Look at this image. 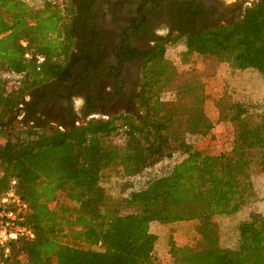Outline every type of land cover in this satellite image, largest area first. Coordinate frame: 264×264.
I'll return each instance as SVG.
<instances>
[{
    "label": "trees",
    "instance_id": "trees-1",
    "mask_svg": "<svg viewBox=\"0 0 264 264\" xmlns=\"http://www.w3.org/2000/svg\"><path fill=\"white\" fill-rule=\"evenodd\" d=\"M73 33L58 2L46 0L36 9L23 0H0V202L14 191L27 205L24 225L34 233L0 247V264H164L153 255L151 223L194 221L193 244L170 235L169 264H264V211H250L235 227V247L223 246L216 222L257 201L264 109L226 90L214 100L215 121L206 111L203 78L180 72L164 47L146 64L133 114L70 126L42 122L39 115L51 105L62 108L53 83L66 84ZM185 43L183 64L193 56L217 64L229 57L231 75L255 71L264 77V0L237 24ZM38 56L46 59L41 66ZM216 124H225V132L217 134ZM222 138L225 150L219 149ZM178 158L167 175L146 179L152 168ZM107 173L128 183L127 196L107 194ZM201 181L209 199L188 200L186 182Z\"/></svg>",
    "mask_w": 264,
    "mask_h": 264
},
{
    "label": "flooded vegetation",
    "instance_id": "flooded-vegetation-1",
    "mask_svg": "<svg viewBox=\"0 0 264 264\" xmlns=\"http://www.w3.org/2000/svg\"><path fill=\"white\" fill-rule=\"evenodd\" d=\"M258 0H68L73 42L52 125L111 119L139 109L143 71L165 45L237 24ZM74 98L82 99L75 111ZM41 122V123H42ZM79 124V125H80Z\"/></svg>",
    "mask_w": 264,
    "mask_h": 264
},
{
    "label": "rangeland",
    "instance_id": "rangeland-1",
    "mask_svg": "<svg viewBox=\"0 0 264 264\" xmlns=\"http://www.w3.org/2000/svg\"><path fill=\"white\" fill-rule=\"evenodd\" d=\"M33 8H40L46 0H25ZM61 4L64 3L67 11L66 17L71 14L69 11L68 0H58ZM187 51L185 39L174 40L165 45L166 57L180 72H191L199 75L203 78V83L206 85V91L209 96V100L206 104V111L208 115L215 119L218 118L216 108L214 106V100L217 99L224 91L230 92L235 100L249 101L255 110L264 109V77L255 71H247L243 73H237L231 75L229 63V57H224V61L220 64L212 63L208 60L193 56L190 59V63L183 64L181 55ZM216 73L215 76L210 74ZM165 99H171L170 95H165ZM75 111H79V107L82 104V99L74 98L73 100ZM80 124V121H77ZM226 130L225 124H216L215 132L222 134ZM5 142L4 138H0V144ZM226 139L222 138L219 145L220 150L227 149ZM181 159L178 158L175 162L168 160L163 161L156 167L152 168L145 175L146 179L152 180L158 177L167 175L174 164L179 162ZM30 178L34 175L30 174ZM141 183V184H139ZM254 183L257 191V201L247 207V210L242 211L241 215L235 217H217L216 222L219 224L222 234V244L225 247H235L237 243V235L235 227L246 219L250 211L263 212L264 211V175H257L254 178ZM136 184V183H135ZM138 187L143 185V180L138 182ZM102 185L107 194L113 198H121L128 195L129 191L126 190L128 183L111 174H106L102 181ZM186 190L188 191L187 199L196 200L201 197H207L209 199L211 193L207 188V184L203 181L197 184H188L186 182ZM197 222L189 223H170L162 224L159 222H153L150 225V232L157 237V244L154 250V257L164 264L170 263L169 252V237L174 234L177 243L182 245H191L196 240V227Z\"/></svg>",
    "mask_w": 264,
    "mask_h": 264
},
{
    "label": "built area",
    "instance_id": "built-area-1",
    "mask_svg": "<svg viewBox=\"0 0 264 264\" xmlns=\"http://www.w3.org/2000/svg\"><path fill=\"white\" fill-rule=\"evenodd\" d=\"M47 1L54 3L58 2L66 13L67 8L64 3L61 4L58 0ZM23 45L26 46L25 43ZM26 58L30 59L31 55L27 54ZM36 61L37 64L41 66L45 63L46 59L43 56H38ZM26 210L27 205L15 195L14 191H9L2 198L0 202V247H6L11 241L17 240L19 237L34 238L33 231L24 225V213ZM5 252L8 254L9 250L6 249Z\"/></svg>",
    "mask_w": 264,
    "mask_h": 264
}]
</instances>
